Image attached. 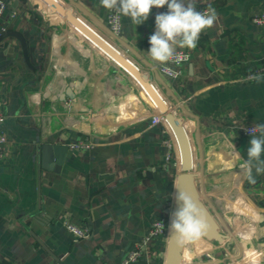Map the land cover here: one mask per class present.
Masks as SVG:
<instances>
[{"label": "crops", "instance_id": "obj_1", "mask_svg": "<svg viewBox=\"0 0 264 264\" xmlns=\"http://www.w3.org/2000/svg\"><path fill=\"white\" fill-rule=\"evenodd\" d=\"M4 1L0 34L23 35L31 66L18 38L1 40L8 142L0 162V264H122L158 220L166 231L136 264H264V173L253 172L255 183L245 179L232 147L246 160L251 136L242 130L264 123V82L241 80L264 65V26L252 20L264 13V0H196V10L211 4L218 18L195 49L184 48L190 56L175 78L147 55L155 16L167 6L152 8L140 25L122 16L116 35L100 0ZM77 20L120 50L138 75ZM139 77L186 130L185 170L180 152L164 143V123H152L164 110ZM67 88L74 97L64 96ZM85 140L93 146H71ZM43 143L68 146L58 169L42 167ZM174 186L203 195L196 201L206 227L192 248L168 228ZM64 221L87 236L77 239Z\"/></svg>", "mask_w": 264, "mask_h": 264}, {"label": "clouds", "instance_id": "obj_2", "mask_svg": "<svg viewBox=\"0 0 264 264\" xmlns=\"http://www.w3.org/2000/svg\"><path fill=\"white\" fill-rule=\"evenodd\" d=\"M196 0H100L101 6L124 17H129L134 25H140L148 20L152 8L167 6V12L155 16V31L149 37L150 49L147 55L160 64L179 62L178 49H195L200 34L205 29L213 27L218 18L216 9L210 4L204 11H197ZM169 74L172 73L168 69ZM257 83L264 82V73L250 77ZM251 139L247 148V159L235 150L233 163L238 165L241 174L250 183H255L253 174L264 173V123H257L247 129ZM243 160V163L239 162ZM177 209L170 213L169 231L180 238V242L190 241L199 237L206 225L196 203L186 192L175 187Z\"/></svg>", "mask_w": 264, "mask_h": 264}, {"label": "built area", "instance_id": "obj_3", "mask_svg": "<svg viewBox=\"0 0 264 264\" xmlns=\"http://www.w3.org/2000/svg\"><path fill=\"white\" fill-rule=\"evenodd\" d=\"M5 7H6V2L4 0H0V15L4 11ZM207 8H208V6H203V7L199 8L197 11H204ZM167 10L165 12H167ZM107 18H108L109 29L114 34L118 35L122 29V15H119V14L115 13L114 11L109 10ZM252 20L255 24L264 26V13L254 15ZM117 51L120 54L122 53L120 50H117ZM178 51L180 53V60L178 63L177 62H168L167 64H164L160 67V71L169 77L175 78V77L181 76L182 70L180 69V67L185 62H187L189 59L190 55H189L188 51H186L184 49H178ZM126 60L130 61L127 57H126ZM118 64L123 70H126V68H125V66H123V64H121L119 62H118ZM168 69H171L172 73H174V74H169ZM257 73H264V65L257 66L255 68H253L252 70H249L241 78V80L253 81L252 79H250V77L254 74H257ZM150 98L152 100L151 96H150ZM152 102H153V100H152ZM154 104L156 105V102H154ZM167 113H168V111H165L164 113H162V115L153 116L152 117V123L153 124H158V123H162V122L164 123L167 134H168V137H167V139H165L164 143L167 145V147L169 149H173L177 154L180 152V155H181L180 145H179L177 136L175 134V131L172 128V126H171V124L167 118ZM5 119H6V116L3 112L2 102L0 99V162L5 158V150H6L5 147H6V144L8 142V139H7V137L4 134L3 129H2V126H3ZM252 127H254V126H249V127L243 128V130H242L243 133L245 135H250L249 132L247 131V129H250ZM71 146L73 148H76V149H88V148H91L93 146V142H91L89 140L78 141L76 143H73ZM180 155H179V160H181ZM171 157H172V154L169 151L166 155V160L170 161ZM64 224L66 226V229L69 232H71L77 239H81V238H84L87 236V231L85 229H82V228L78 227L77 225H75L69 221H64ZM165 231H166L165 222L163 220L155 221L153 223V225L151 226L148 234L136 245V247L131 251V253H129L128 257L123 261L122 264H136L138 258L141 256L142 252L148 247L151 240L154 237L161 235Z\"/></svg>", "mask_w": 264, "mask_h": 264}, {"label": "water", "instance_id": "obj_4", "mask_svg": "<svg viewBox=\"0 0 264 264\" xmlns=\"http://www.w3.org/2000/svg\"><path fill=\"white\" fill-rule=\"evenodd\" d=\"M53 1H55V0H53ZM51 5H53V4H51ZM52 8L54 9V6H52ZM77 22H79V25L82 26V29H84L86 32H88L89 35H91L93 38H95V40H97L99 43H103L106 47H108L109 50L112 52V54H114V57L118 58L119 63H121V64L123 63V65H125L126 67L133 69L135 74L138 75V71H137V69H135L136 67L133 64H131L128 60H126V58L122 57V55L115 48H113L111 45H109L106 40L99 37L93 30H91L89 28V26H86L85 24H83L82 22H80L78 20H77ZM7 36H15L16 38L19 39V41L21 42L23 51H24L26 62L30 65L27 40L23 37V35H21L18 32L7 31V32H3L0 34V42H1V40H3ZM139 80L141 81L144 88L149 92L151 97H153V99H155V101L161 105L162 110H164L163 112L167 111L168 110L167 105L164 104V102L162 101V98L158 96L154 87L152 85H150L149 83H147L142 78H140ZM65 95H68L69 97H74L71 88L66 89L64 96ZM167 118H168V120H169V122H170L172 128L174 129L175 134L177 136V139H178V142L180 145V151H181V167H182V169L185 170L186 169L185 167L188 166V163H189L190 158H191L190 157L191 156V146H190L189 137L186 133V130L184 129V127L180 124V122L178 120L172 118L170 116V114L167 115ZM67 148H68L67 145H52L49 143H43L39 149L42 167L58 169L60 167L61 162H62L63 153ZM59 151H61V153H60L61 158L57 159L56 165L52 164V158H54L55 153H56V156L58 157ZM208 201L210 202L209 199H208ZM218 216L220 217L219 214H218ZM221 220L225 224V222L223 221L222 218H221ZM223 263L226 264V259L223 260Z\"/></svg>", "mask_w": 264, "mask_h": 264}, {"label": "rangeland", "instance_id": "obj_5", "mask_svg": "<svg viewBox=\"0 0 264 264\" xmlns=\"http://www.w3.org/2000/svg\"><path fill=\"white\" fill-rule=\"evenodd\" d=\"M56 11V9H52L51 11ZM104 56V55H103ZM105 57V56H104ZM104 59H106V57L104 58ZM97 71H99V72H101L100 70H98V69H96ZM201 193L199 192L198 194H195V193H191V198L193 199V201L194 202H196V205H197V201H196V199H198V198H201L202 196H199ZM193 195V196H192ZM197 207L199 208V206L197 205ZM202 209V208H201ZM204 209V208H203ZM199 210H200V208H199ZM206 211V213L208 214V211L207 210H205ZM210 214V213H209ZM208 214V215H209ZM209 217L212 219V218H214V216H212V215H209ZM190 244V245H189ZM189 245V247L190 248H192L193 247V240L189 243V241H188V244H187V246ZM201 260H203V261H205L204 260V257H202L201 258Z\"/></svg>", "mask_w": 264, "mask_h": 264}]
</instances>
